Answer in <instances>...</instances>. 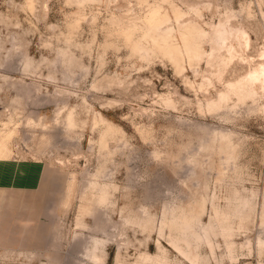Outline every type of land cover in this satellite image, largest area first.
Instances as JSON below:
<instances>
[{
	"label": "rangeland",
	"instance_id": "obj_1",
	"mask_svg": "<svg viewBox=\"0 0 264 264\" xmlns=\"http://www.w3.org/2000/svg\"><path fill=\"white\" fill-rule=\"evenodd\" d=\"M262 67L264 0H0V264H264Z\"/></svg>",
	"mask_w": 264,
	"mask_h": 264
},
{
	"label": "bare ground",
	"instance_id": "obj_2",
	"mask_svg": "<svg viewBox=\"0 0 264 264\" xmlns=\"http://www.w3.org/2000/svg\"><path fill=\"white\" fill-rule=\"evenodd\" d=\"M261 71V70H260ZM261 73H264V67H262V71H261Z\"/></svg>",
	"mask_w": 264,
	"mask_h": 264
}]
</instances>
